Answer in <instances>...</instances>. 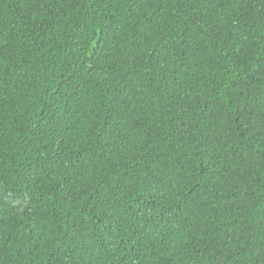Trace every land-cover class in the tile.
Masks as SVG:
<instances>
[{
    "label": "trees",
    "instance_id": "obj_1",
    "mask_svg": "<svg viewBox=\"0 0 264 264\" xmlns=\"http://www.w3.org/2000/svg\"><path fill=\"white\" fill-rule=\"evenodd\" d=\"M0 264H264V0H0Z\"/></svg>",
    "mask_w": 264,
    "mask_h": 264
}]
</instances>
